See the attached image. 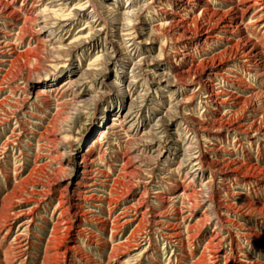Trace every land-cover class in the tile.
<instances>
[{
	"label": "rangeland",
	"instance_id": "obj_1",
	"mask_svg": "<svg viewBox=\"0 0 264 264\" xmlns=\"http://www.w3.org/2000/svg\"><path fill=\"white\" fill-rule=\"evenodd\" d=\"M30 1L35 20L25 22ZM41 1L2 0L8 7L0 14V264H264V31L241 28L229 40L205 41L195 30L205 23L217 31L238 0H202L193 9L178 0H93L101 20L91 7L74 15L78 0L52 7V0ZM139 3L145 8L136 27H148L152 37L133 48L119 43L111 58L105 31L97 35L101 25L90 23L105 22L113 32L115 13ZM164 13L190 24L176 34L152 27ZM88 34L94 41L77 46ZM246 40L257 45L250 60L240 53ZM212 69L227 77L203 76ZM77 76L81 84H66ZM211 93L218 94L217 107H210ZM114 118L121 126L103 136ZM231 120L252 127L228 131ZM197 156L204 171L195 170ZM220 159L224 167L240 166L236 182L215 173Z\"/></svg>",
	"mask_w": 264,
	"mask_h": 264
},
{
	"label": "bare ground",
	"instance_id": "obj_2",
	"mask_svg": "<svg viewBox=\"0 0 264 264\" xmlns=\"http://www.w3.org/2000/svg\"><path fill=\"white\" fill-rule=\"evenodd\" d=\"M37 1V0H36ZM51 1V0H50ZM79 2H78V4H76V6L72 9L73 10V14L74 15H76V14H79L80 12H83L84 10H86V9H88L89 7H91L92 9H91V12L90 13H93V15H95L96 17L98 16L99 17V20H101V13L98 11V9H97V5H96V3H94V1L93 0H78ZM119 1V0H118ZM145 1V0H144ZM175 0H153V2H156V3H158V4H166V3H172V2H174ZM179 1V3H181V6H183V7H185L186 9L189 7V6H191V8L193 9V8H195L196 6H198L200 3H201V1L202 0H178ZM177 1V2H178ZM5 2V1H4ZM41 2H43V0L41 1ZM58 2H66V3H70V2H73V0H52L48 5H51V7H52V5L53 4H57ZM225 2V1H224ZM235 2V1H234ZM37 3V2H36ZM204 3V2H203ZM207 3V2H206ZM8 4V3H7ZM7 4L6 3H3L2 2V0H0V14H2L4 11H6V8L8 7L7 6ZM35 3L34 2H32V1H30V3L28 4L29 5V7H28V11H24L23 12V14H25L24 16L25 17H23L22 19L25 21V22H31V21H33V20H35L32 16H30L31 15V13H32V10L31 9H33V8H36L37 6H36V4L34 5ZM39 4H40V1H39ZM136 4V3H135ZM42 5V4H41ZM40 5V6H41ZM47 5V4H46ZM205 5V4H204ZM234 6H230L231 7V9H230V11H233V14L231 15V17L228 19V17H226L227 16V13H223V12H221V16H222V13L223 14H226V16H225V18H224V16H223V18L221 17L220 18V22L219 23H217V27H218V30L217 31H215V29H213V28H211V27H208L207 25H205V23H199V24H197L199 27L198 28H195V30H197L198 29V31L196 32L197 34H200L202 37H205V41H207V40H214V39H216V38H220V36H221V39H224V40H229L228 39V37H229V35H230V33H232V32H234V31H238V30H240L241 28L242 29H246V28H250V27H254V29H255V31H259V30H262V31H264V0H238V1H236L234 4H233ZM39 7V6H38ZM59 7V6H58ZM203 7V6H202ZM201 7V8H202ZM66 8V7H65ZM145 8V4H141V3H139L138 5H136V6H132V5H130V6H125V7H123V11L121 12V13H115V16H114V20H115V23H116V25L117 26H115L116 28H115V30L112 32H109L110 30H109V27L107 26V24L105 23V22H103V24L101 23L102 21H100V23H98L97 24V20L96 21H92V22H94V23H90V27L89 28H94L95 26H97V25H101L97 30H96V33H97V35H99L102 31H105V35H106V37H108V40H109V43H111V48H112V51H111V55L109 54L108 56H110L111 58H115L116 56H117V54H118V48L116 47V45H118L119 43H124V41H128L129 42V45L132 47L133 45H135V44H137L138 42L140 43L141 41H142V43H147V40L149 39V38H151L152 36L151 35H148L149 33H151V29L150 30H148V27L145 29V30H143L142 31V29L141 28H137L136 27V22L137 21H139V19H141V17H142V10ZM190 8V9H191ZM252 8H256L254 11H252L251 12V14L249 13L251 10H252ZM47 9V8H46ZM50 9V8H49ZM55 9V8H54ZM54 9H52V10H54ZM59 9H61V8H59ZM163 9V12H165V11H167V9H164V8H162ZM169 9V8H168ZM13 10V9H12ZM15 10V9H14ZM170 10V9H169ZM216 10V9H215ZM162 11V10H161ZM214 11V10H213ZM228 11V10H227ZM7 12V11H6ZM11 12V11H10ZM29 12V13H28ZM70 12V11H69ZM189 12V11H188ZM205 12H209V8L208 7H204L203 9H201V15L203 16V14H205ZM225 12V11H224ZM9 13V12H8ZM28 13V14H27ZM71 13V12H70ZM70 13L69 14H66L67 16L68 15H70ZM213 14H214V12H212ZM216 13H217V11H216ZM215 13V14H216ZM13 14H14V12H13ZM27 14V15H26ZM37 14H38V12H37ZM37 14H35V15H37ZM174 13H170L169 15L167 14V13H164V16H163V19H162V21L160 22V23H158V25H152V27H156V28H160V29H163L162 27H165V26H169V29H168V32L169 31H171L173 34H176L177 32H181V31H183V30H186L187 28H185V24L186 23H188V22H186L187 20H189L188 18H183V17H181V18H183V19H181L180 18V16L179 17H177L176 18V16L175 15H173ZM200 14H197V15H194V16H192L191 17V20L194 18V19H198L199 18V16H200ZM230 14V13H229ZM248 14H250L249 15V22H245L244 23V16L245 15H248ZM33 15V14H32ZM163 15V14H162ZM209 15V14H208ZM211 15V14H210ZM209 15V16H210ZM219 15V14H218ZM239 15V18L238 19H236V17ZM5 16V15H4ZM66 16V17H67ZM183 16V15H182ZM214 16V15H213ZM10 17V16H9ZM36 17V16H35ZM43 17V16H42ZM59 18L58 20L61 22L62 20H66V21H68V20H70L71 18L70 17H67V18ZM118 17H120V18H123V19H118ZM158 17H162V16H158ZM204 17V16H203ZM247 17V16H246ZM3 18V17H2ZM56 18V17H55ZM215 18V17H214ZM218 18V17H217ZM21 19V18H20ZM20 19L18 18L17 20H19L20 21ZM215 20V19H214ZM237 20V21H236ZM24 21H23V23H21V25H19V26H17V29L16 30H19V32L21 33V31H23L24 29H26V27H27V23L25 24L24 23ZM39 21V20H38ZM37 21V22H38ZM57 21V20H56ZM58 21V22H59ZM194 21V20H193ZM203 21V20H202ZM18 22V21H17ZM16 21H15V23H17ZM22 22V21H21ZM36 22V23H37ZM40 22V21H39ZM91 22V21H90ZM204 22V21H203ZM205 22H206V20H205ZM207 22H210V21H207ZM215 22H217V21H215ZM214 22V23H215ZM33 23V22H32ZM157 23V22H156ZM196 23V22H195ZM198 23V22H197ZM38 24H42V26H44L45 27V25H44V23H38ZM53 24V23H52ZM105 24V25H104ZM189 24H190V22H189ZM194 24V23H193ZM210 24V23H209ZM37 25V24H36ZM196 25V26H197ZM215 25V24H214ZM42 26H40L41 28H42ZM211 26V25H210ZM243 26V27H242ZM48 27V26H47ZM138 27H140V26H138ZM151 27V26H150ZM187 27V26H186ZM189 27V26H188ZM213 27V26H212ZM215 27H216V25H215ZM16 28V27H15ZM167 28V27H166ZM29 30H30V28H28ZM84 29V27H82L80 30H83ZM108 29V30H107ZM153 29V28H152ZM13 30H15V29H13ZM50 30V29H49ZM85 30V29H84ZM154 30V29H153ZM156 30V29H155ZM165 30V29H164ZM38 31H39V28H38ZM93 31V30H92ZM147 31H149V32H147ZM159 31V30H158ZM245 31V30H244ZM248 31V30H247ZM251 31H253V30H251ZM11 32V31H10ZM37 32V31H36ZM35 32V33H36ZM40 32V31H39ZM163 32V31H162ZM165 32V31H164ZM186 32V31H185ZM95 33V32H94ZM167 33V32H166ZM240 33V32H239ZM12 34V33H11ZM37 34V33H36ZM52 34V33H51ZM185 34V33H184ZM233 34V33H232ZM235 34V33H234ZM10 35V34H9ZM18 35V34H17ZM46 34H44V36H42L41 37V39L42 38H46V36H45ZM170 35V34H169ZM180 35V34H179ZM262 35V34H261ZM37 36V35H36ZM55 36V35H54ZM176 36V35H175ZM182 36V35H181ZM180 36V37H181ZM184 36V35H183ZM247 36V35H246ZM263 37H261L262 38V41H264V34L262 35ZM17 37H19V36H17ZM179 37V36H178ZM94 38H95V36H94V34L93 35H90V34H88L87 36L85 35V36H83V37H80V40H79V42H78V44H77V46H80V47H83V46H85V45H89V44H91L93 41H94ZM218 38V39H219ZM240 38V37H239ZM249 38V37H248ZM247 38V39H248ZM19 39H20V37H19ZM76 39H77V37H76ZM75 39V40H76ZM30 40V39H29ZM40 40V39H39ZM138 40H141V41H138ZM179 40V39H178ZM241 40V39H240ZM250 40V39H249ZM249 40H246V43H241L243 46H241V52L240 53H242V55H243V57L244 58H246V59H248V60H250L253 56H257V52H256V50H257V45H250L249 44V42L251 41H249ZM257 40H259V39H257ZM40 42V41H39ZM44 42V41H43ZM55 42L56 41H53V43L55 44ZM75 42H77V41H75ZM241 42V41H240ZM8 43V42H7ZM6 43V44H7ZM73 43V42H72ZM12 44H14V43H12ZM141 44V43H140ZM183 44V43H182ZM253 44H254V42H253ZM255 44H256V42H255ZM75 45V44H74ZM162 45H163V43H162ZM161 45V46H162ZM235 45H237V44H235ZM239 45V44H238ZM3 46V45H2ZM11 46V45H10ZM68 46H70V45H68ZM53 47H57V48H60V47H58V45L57 46H55V45H53ZM52 47V48H53ZM86 47V46H85ZM135 47V46H134ZM235 47V46H234ZM39 48V47H38ZM133 48V47H132ZM159 48H160V46H159ZM125 49V48H124ZM131 49V48H130ZM160 49H162V48H160ZM233 49V48H232ZM238 48L236 47V49L235 50H237ZM133 50V49H132ZM131 50V51H132ZM227 50H229V49H227ZM234 50V49H233ZM259 50V49H258ZM2 51V50H1ZM51 51H52V49H51ZM50 51V52H51ZM63 51V50H62ZM104 51V50H103ZM106 51V50H105ZM108 51V50H107ZM160 51V50H159ZM158 51V52H159ZM226 51V50H225ZM240 51V50H239ZM10 52V51H9ZM110 52V51H109ZM231 52H232V50H231ZM230 52V53H231ZM237 52V51H236ZM108 53V52H107ZM161 53H163V52H161ZM259 53V52H258ZM233 54V53H232ZM105 55V54H104ZM234 56V55H233ZM109 57V58H110ZM151 57V56H150ZM213 59V58H212ZM138 60V59H137ZM136 60V61H137ZM146 60H147V58H146V56H144V57H141L140 59H139V61L138 62H136V63H134V65H136V67L138 66V65H141L142 66V64H144L145 62H146ZM207 60V59H206ZM228 60V59H227ZM257 61V60H256ZM208 62V61H207ZM206 62V63H207ZM211 62V61H210ZM213 62V61H212ZM211 62V63H212ZM221 62V61H220ZM133 63V62H132ZM205 63V64H206ZM215 63V60H214V62H213V65H216V64H214ZM204 64V65H205ZM218 65V64H217ZM11 66H12V64H11ZM144 66V65H143ZM193 67V65L192 66H189L188 68L190 69V68H192ZM195 67V66H194ZM203 67V66H202ZM207 67V66H206ZM10 68H12V67H10ZM198 68V66L196 67V69ZM133 69H134V67H133ZM193 69V68H192ZM91 70V69H90ZM194 70V69H193ZM193 70H191V71H193ZM199 70V69H198ZM3 71V70H2ZM185 71H187V69L185 70ZM191 71H189V72H191ZM226 71H229V72H235V70L234 69H232V68H230V69H226ZM237 71V70H236ZM183 72V71H182ZM188 72V71H187ZM179 73H181L180 71H179ZM184 73V72H183ZM203 73H204V71H203ZM203 73H200V75L198 76V78H199V81H200V83H202V81H201V78L204 76V75H206V76H209V77H211V76H217V75H221V76H224V77H227V73H223V74H219L218 72H216V71H214L213 69L212 70H209V72L208 73H205V74H203ZM134 74V73H133ZM178 74V73H177ZM188 74L189 73H187L186 75L188 76ZM191 74V73H190ZM193 74H196V73H193ZM202 74H203V76H202ZM9 75V74H8ZM179 75V74H178ZM69 76V75H68ZM182 76V75H181ZM195 76V75H194ZM70 77V76H69ZM68 77V78H69ZM78 77V76H77ZM186 77V76H185ZM184 77V78H185ZM83 78H84V76H83ZM137 78V77H136ZM195 78V77H194ZM196 79H197V77H196ZM133 80V79H132ZM0 81H2V80H0ZM81 82H82V78H81V76H79L78 77V79L76 78L75 80H74V78H73V80H67L66 79V84L68 83V85L69 86H71V85H74V84H81ZM134 82V81H133ZM220 82V81H219ZM204 83H206V82H204ZM203 83V84H204ZM63 84H64V82H63ZM127 85V86H126ZM125 85V87H126V91H128V92H130L131 90H132V88H131V84L130 83H127ZM65 86V85H64ZM63 86V87H64ZM68 88H70V87H68ZM72 89V88H71ZM66 90H68V89H66ZM65 90V91H66ZM70 90V89H69ZM200 90V89H199ZM225 91V90H224ZM228 92V91H227ZM261 92V91H260ZM36 93H38L37 91H36ZM64 93V92H63ZM77 93H78V91H77ZM206 93V92H205ZM39 95H41V92L40 93H38ZM38 94H36L37 96H38ZM172 95V94H171ZM209 95V94H208ZM208 95H207V97H208ZM218 95V94H217ZM217 95H216V93H215V95L213 94V93H211L210 94V96L208 97L209 99H210V102L212 103L211 104V106L210 107H217V104H216V102H218L217 101ZM235 95V94H234ZM261 95V94H260ZM42 96V95H41ZM239 96V95H238ZM262 96V97H261ZM260 97L262 98L261 100L262 101H264V92H262V95H261ZM42 98V97H41ZM233 98V97H232ZM232 98H231V100H232ZM236 98V97H235ZM87 99V98H86ZM239 98L237 97L236 98V100H238ZM82 100H84V99H82ZM228 100H230V99H228ZM86 101H88V100H86ZM180 101V100H179ZM232 101H234V100H232ZM79 102H80V100H79ZM240 102V101H239ZM176 103V102H175ZM83 104H85L84 102H83ZM136 104V103H135ZM207 104V103H206ZM239 104V103H238ZM236 105H237V102H236ZM208 106V105H207ZM208 108V107H207ZM256 109H258V108H256ZM251 112H254V110H251ZM218 119V118H217ZM114 121H112L111 123H109L108 125H107V128L106 129H102V130H100V133L104 136L108 131H113L115 128H118V127H120L121 126V123L119 122V119L117 118H114L113 119ZM159 120V119H158ZM161 120V119H160ZM223 120V119H222ZM216 121V120H215ZM220 122V121H219ZM226 122V121H225ZM154 123H155V121H154ZM153 123V124H154ZM156 123H158V122H156ZM192 123V122H191ZM227 123V122H226ZM257 123H258V121H257ZM198 126H200V127H198L199 129H201V127L204 125V123H202L201 121H200V123L198 122ZM211 124V123H210ZM220 124V123H219ZM229 125H228V127L226 128V129H228V131L229 130H231V129H239V130H243V131H245V130H248L249 128H251L252 127V125H250V124H246V122H243V121H236V120H231V123H228ZM253 124V123H252ZM152 125V124H151ZM159 125V124H158ZM196 125V124H195ZM214 125V124H213ZM258 125V124H257ZM156 126V125H155ZM166 126V125H165ZM205 126V125H204ZM211 126V125H210ZM262 126V125H261ZM150 127H153V126H150ZM217 127V128H216ZM216 127H211V129H213V128H216V129H222L221 127H219V126H216ZM219 127V128H218ZM254 127V126H253ZM258 127V126H257ZM197 128V129H198ZM209 128V127H208ZM203 129H205L204 127H203ZM207 129V128H206ZM215 129V130H216ZM256 129H259V128H256ZM156 130V129H155ZM214 130V129H213ZM215 130L214 131H210V129H209V131L207 132V133H209V138L212 136L213 137V135H214V132H215ZM148 131V130H147ZM152 131V130H151ZM116 132V131H115ZM195 132L197 133V131H196V129H195ZM238 132V131H237ZM118 134V133H117ZM158 134V133H157ZM202 134V133H201ZM119 136V135H118ZM204 136V135H203ZM215 137V136H214ZM202 139V138H201ZM212 139V138H211ZM101 139H99V141H100ZM205 140V139H204ZM158 145V144H157ZM211 146V145H210ZM213 147V146H212ZM216 148V147H215ZM214 155V154H213ZM67 156H69V155H67ZM198 157V156H197ZM129 158V157H128ZM85 159V158H84ZM196 159V158H195ZM207 159V158H206ZM83 160V159H82ZM86 160V159H85ZM146 160V159H145ZM128 161V160H127ZM135 161V160H134ZM180 161V160H179ZM215 161V160H214ZM90 162V161H89ZM139 162V161H138ZM145 162V161H144ZM197 162H199V163H197V165L199 166V168H196L195 170H203L204 171V169H203V163H202V159L200 158V157H198V161ZM235 162V161H234ZM225 163V162H224ZM179 164V163H178ZM194 164V163H193ZM193 164L191 165V166H193ZM196 164V163H195ZM210 164V163H209ZM216 167H214L215 169H214V171H215V173H219V176H220V179H222V180H226V182H227V180L228 179H230V180H232V181H237L238 180V177H239V175H238V173H237V171H239L240 170V166H236L233 162H231V164L229 165L228 163V165H225L226 167H224V166H222V162H221V159H220V161L219 162H216ZM126 165V164H125ZM213 165H215L214 163H213ZM212 165V166H213ZM221 165V166H220ZM238 165H240V164H238ZM190 166V167H191ZM197 166V167H198ZM209 166V165H208ZM228 166H231V169H229L228 168ZM73 167H76V164L74 163L73 165H72V169H74ZM247 169V168H246ZM138 171V170H137ZM148 172V171H147ZM190 173V172H189ZM143 174V173H142ZM187 176V175H186ZM184 177H185V175H184ZM138 183V182H137ZM224 183V182H223ZM136 184V183H135ZM134 184V185H135ZM229 184V183H228ZM190 185V184H189ZM226 185H227V183H226ZM228 187V186H227ZM189 194V193H188ZM187 194V195H188ZM189 195H191V194H189ZM122 196V195H121ZM224 199V198H223ZM200 200V199H199ZM140 202V201H139ZM198 202H200V201H198ZM202 202V201H201ZM204 202V201H203ZM214 202H215V200H214ZM197 203V202H196ZM207 203V202H206ZM219 203H221V202H219ZM218 203V204H219ZM231 203V202H230ZM213 204H215V203H213ZM230 205V204H229ZM221 209H220V211H224V210H226L227 209V207L226 206H221L220 204L218 205ZM235 206V205H234ZM124 207V206H123ZM128 207V206H127ZM135 207V206H134ZM133 207V208H134ZM214 207V206H213ZM129 208V207H128ZM218 207H216V209H217ZM132 209V208H131ZM140 209H141V207H140ZM230 209V208H229ZM240 209V208H239ZM137 210V209H136ZM208 210V209H207ZM212 210V209H211ZM218 210H219V208H218ZM233 210V209H232ZM241 211V210H240ZM122 213L124 212V211H121ZM125 212H126V210H125ZM138 212V211H137ZM217 212V211H216ZM143 213H145L144 211H143ZM226 213V212H225ZM242 213H244V212H242ZM0 214H3V213H0ZM128 214V213H127ZM126 214V215H127ZM130 214V213H129ZM128 214V215H129ZM216 214H218V213H216ZM241 214V213H240ZM119 215V214H118ZM124 215H125V213H124ZM140 215V214H139ZM142 215V214H141ZM242 215V214H241ZM3 216V215H2ZM8 216V215H7ZM123 216V215H122ZM134 216V215H133ZM158 217V216H157ZM7 218V217H6ZM141 218V217H140ZM142 219V218H141ZM162 219V218H161ZM221 219V218H220ZM224 220H225V218H223ZM223 219H222V221H223ZM229 219V218H228ZM4 220V219H3ZM127 220H128V218H127ZM132 220V219H131ZM145 220V219H144ZM5 222H6V220H4ZM8 221V220H7ZM129 221V220H128ZM134 221V220H133ZM228 222V220H225L224 222ZM11 222V221H10ZM155 222V221H154ZM234 223H235V221H234ZM9 224H12V223H9ZM3 226H5L4 224H3ZM3 226H1L0 225V228L1 227H3ZM117 226V225H116ZM161 228V227H160ZM244 230V229H243ZM181 233V232H180ZM20 234V233H19ZM23 234V233H22ZM177 234V233H176ZM251 234V233H250ZM171 235V234H170ZM174 235V234H173ZM212 239H214V238H212ZM118 242V241H117ZM208 244H209V242H208ZM210 244H212V243H210ZM133 245V244H132ZM10 247V246H9ZM8 247V248H9ZM16 247V246H15ZM215 251V250H214ZM211 252V251H210ZM1 253V252H0ZM212 253V252H211ZM8 254V253H7ZM10 254V253H9ZM218 254V253H217ZM11 255V254H10ZM214 255V254H213ZM13 256V255H12ZM12 259H13V257H12ZM4 260V259H3ZM49 261V260H48ZM214 261V260H213ZM227 262V261H226ZM233 262V261H232ZM245 262V261H244ZM2 263V262H1ZM214 263V262H213ZM197 264V263H196Z\"/></svg>",
	"mask_w": 264,
	"mask_h": 264
}]
</instances>
